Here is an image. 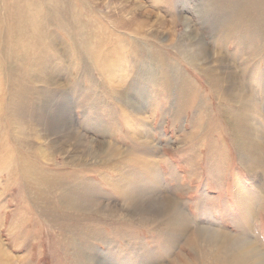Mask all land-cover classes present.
Masks as SVG:
<instances>
[{"label": "rangeland", "instance_id": "rangeland-1", "mask_svg": "<svg viewBox=\"0 0 264 264\" xmlns=\"http://www.w3.org/2000/svg\"><path fill=\"white\" fill-rule=\"evenodd\" d=\"M17 1L19 21L13 14L17 4L0 0V261L223 264L204 243L201 229L264 248V169L251 166L235 132L248 105L235 96L231 78L238 71L237 80L264 107V0ZM8 22L12 32L19 24L16 34ZM198 42L208 49L206 60ZM218 52L235 67L225 70L220 60L214 62ZM123 89L127 100L118 97ZM50 114L55 122L71 119L101 156L84 158L62 149L58 142L67 130L59 121L51 126ZM102 142L127 156L105 162ZM151 151L152 169L124 161L129 153ZM72 158L80 165L64 164ZM35 169L76 173L85 187L95 188L96 202L100 196L119 216L52 209L59 202L55 191L30 183ZM74 177L67 180L70 186L80 183ZM139 181L175 198L185 216L149 215L144 221L128 216L121 190Z\"/></svg>", "mask_w": 264, "mask_h": 264}, {"label": "bare ground", "instance_id": "bare-ground-1", "mask_svg": "<svg viewBox=\"0 0 264 264\" xmlns=\"http://www.w3.org/2000/svg\"><path fill=\"white\" fill-rule=\"evenodd\" d=\"M14 1L17 5H15L16 7L13 14L16 16L14 18V20H18L19 18H21V13H20V7H19V2L17 0H11ZM131 2V0H129ZM247 1V0H245ZM244 1V2H245ZM248 2V1H247ZM257 2V1H256ZM5 3V2H4ZM52 3V2H51ZM54 3V1H53ZM262 5L264 4L263 2ZM2 4V3H1ZM243 4V2H242ZM246 3H244L245 5ZM249 4V3H248ZM247 5V4H246ZM255 5V4H254ZM38 6V5H37ZM26 7V6H25ZM249 7V6H248ZM9 9L12 10V7H8ZM241 8V6H240ZM256 8V7H255ZM254 8V9H255ZM27 9V8H26ZM74 9V8H73ZM239 10H242L239 9ZM244 10V9H243ZM2 11V10H1ZM5 11V10H4ZM9 11V10H8ZM40 11V10H39ZM55 11V10H53ZM255 11V10H254ZM28 12V11H27ZM30 12V11H29ZM247 12V10H246ZM262 12V10H261ZM261 12H257V13H261ZM6 13V12H4ZM3 13V14H4ZM10 13V11H9ZM8 13V17L10 16ZM41 13V12H40ZM60 13V12H59ZM242 13V12H240ZM256 13V12H255ZM254 13V14H255ZM58 14V13H57ZM243 14V13H242ZM250 15V14H249ZM259 15V14H258ZM7 16V15H5ZM12 16V15H11ZM23 16V15H22ZM53 16V15H52ZM2 18V17H1ZM12 18V17H11ZM25 18V17H24ZM72 18V16H71ZM248 18V17H247ZM258 18V17H257ZM7 19V18H6ZM32 19V18H31ZM41 19V18H40ZM73 19V18H72ZM256 19V18H255ZM264 19V18H263ZM3 20V19H1ZM44 20V19H43ZM4 21V20H3ZM2 21V22H3ZM19 21V20H18ZM23 21V20H22ZM254 21V19L252 20ZM14 22L11 19V23ZM24 22V21H23ZM30 22V21H29ZM82 22V21H81ZM256 22V21H254ZM6 23V21H5ZM10 23V24H11ZM16 23V22H14ZM36 23V22H35ZM39 23V22H38ZM79 23V21H78ZM244 23V22H243ZM246 23H248L246 21ZM253 22H251L250 24H252ZM257 23V22H256ZM2 24V23H1ZM0 24V25H1ZM13 24V23H12ZM17 24V23H16ZM31 24V23H30ZM249 23L247 24L248 26L250 25ZM19 25V24H18ZM17 25V26H18ZM64 25V24H63ZM255 25V24H254ZM258 25V24H256ZM262 25V24H261ZM5 26V24H4ZM8 26L9 22H8ZM15 26V24H14ZM15 26V30L16 27ZM36 26V25H35ZM60 26V25H59ZM247 26V27H248ZM11 27H13L11 25ZM10 27V31L12 32V29ZM23 27V26H22ZM37 27V26H36ZM3 28V27H2ZM13 28V29H14ZM25 28V27H24ZM42 28V27H40ZM254 28V27H253ZM20 29V28H19ZM72 29V28H71ZM5 30V29H4ZM15 30L13 32H15ZM22 30V29H21ZM26 30V29H25ZM18 27H17V30ZM23 31V30H22ZM3 32V31H2ZM6 32V31H5ZM4 32V33H5ZM10 32V33H11ZM12 32V34H13ZM31 32V31H30ZM264 32V31H263ZM17 32H15L16 34ZM23 33V32H22ZM27 33V32H26ZM251 33V32H250ZM15 34L13 36H15ZM46 34V33H45ZM48 34V33H47ZM23 35V34H22ZM7 36V35H6ZM12 36V37H13ZM17 37H19V34L16 35ZM15 36V39H17V37ZM25 37V35H24ZM14 38V37H13ZM12 38V39H13ZM21 39V38H20ZM15 41V40H14ZM17 41V40H16ZM17 42H15L16 44ZM21 43V41H20ZM1 44V43H0ZM4 44V43H3ZM14 44V43H13ZM34 44V43H33ZM199 44V49L203 50L204 52V59L206 60L207 58L210 57V54H208V49L206 47H204L202 45L201 42H198ZM204 44V43H203ZM12 45V44H11ZM17 45V44H16ZM15 45V46H16ZM260 45H263L260 44ZM5 46V45H4ZM8 46V45H7ZM15 46H13L15 48ZM19 46V45H18ZM3 47V46H2ZM6 47V46H5ZM17 47V46H16ZM13 48V49H14ZM19 48V47H17ZM260 48V47H259ZM3 49V48H2ZM261 49V48H260ZM258 49V51L260 50ZM5 50V49H4ZM16 50V49H15ZM198 50V49H196ZM13 51V50H12ZM18 51V49H17ZM253 51V50H252ZM7 52V51H5ZM10 52V51H8ZM20 52V51H18ZM109 52V50H108ZM256 52V51H255ZM11 53V52H10ZM96 53V52H95ZM94 53V54H95ZM258 53V52H257ZM260 53V52H259ZM7 54V53H6ZM202 52H199V54L197 53L198 56H202ZM219 56L217 57V59L214 60V62H217L218 60H220L219 62L222 63V65L228 68H234L235 66H233V63H231L226 57L225 55L222 54V52H218ZM14 55V54H13ZM17 55V53H16ZM15 55V56H16ZM1 56V54H0ZM5 56V54H4ZM12 56V55H11ZM22 56V55H21ZM96 56V55H95ZM24 57V56H22ZM2 58V57H0ZM14 58V57H13ZM16 58V57H15ZM18 58H20L18 56ZM6 59V58H5ZM22 60V58H20ZM19 59V60H20ZM112 59V58H111ZM260 59V58H259ZM2 60V59H1ZM0 60V61H1ZM204 60V61H205ZM18 61V60H17ZM3 62V61H1ZM14 62L15 59H14ZM213 62V63H214ZM9 63V62H8ZM259 63V61H258ZM6 65V64H5ZM17 65V62H16ZM15 65V66H16ZM3 66V65H1ZM10 67V65H9ZM12 67V66H11ZM14 67V66H13ZM45 67V66H44ZM16 69V67H14ZM214 68H216L214 66ZM227 68V69H228ZM257 68V66H256ZM4 69V68H3ZM14 69V70H15ZM22 70V69H21ZM112 70V69H111ZM211 70V69H210ZM9 71V70H8ZM7 71V73H8ZM49 71V70H48ZM2 72V71H1ZM46 73V71H44ZM43 72V73H44ZM230 72V71H229ZM233 72V71H232ZM237 72L236 70H234V72L231 74V78L234 80V82L236 81V90H237V94L239 97L242 95L243 96V103L248 105V107L246 106L245 108L243 107V109H246V112H242V114L239 115V117L237 118V123L235 125V132L237 134V136L239 137V139L242 141V149H244L247 155V158L251 163V166L253 168H258V169H264V141L262 140V138H264V107L261 105L260 101H258V97L256 96L255 93L249 91L244 85L246 84H242L237 80ZM55 73V72H54ZM110 73V71L108 72ZM214 73V72H213ZM2 74V73H1ZM48 73L45 74V76ZM12 75V73H11ZM49 75V74H48ZM54 75V74H53ZM59 75V74H58ZM58 75H56V77H58ZM108 75V74H107ZM4 76V74H3ZM110 76V75H108ZM254 76V75H253ZM2 77V76H1ZM9 77V76H8ZM44 77V76H43ZM50 77V76H49ZM48 77V78H49ZM45 78V77H44ZM52 78V76H51ZM55 78V77H54ZM110 78V77H109ZM218 78V77H217ZM224 78V77H223ZM112 79V78H111ZM221 79V78H220ZM227 79V78H226ZM4 80V79H3ZM9 80V79H8ZM11 80V78H10ZM9 80V81H10ZM13 80V79H12ZM51 80V79H50ZM54 80V79H53ZM5 81V80H4ZM8 81V84H10ZM33 81V80H32ZM52 81V80H51ZM56 81V80H55ZM59 81V80H58ZM118 78H117V82H118ZM230 81V80H229ZM14 82V81H13ZM35 82V81H34ZM53 82V81H52ZM113 82V80H112ZM114 82H116L114 80ZM116 82V83H117ZM1 83V82H0ZM36 83V82H35ZM49 83V82H47ZM51 83V82H50ZM57 83V82H56ZM56 83L54 84V86L56 85ZM14 84V83H13ZM115 84V83H114ZM53 85V84H52ZM51 85V86H52ZM59 86V84H57ZM56 85V86H57ZM61 85V84H60ZM118 86L121 87V85L118 83L116 84ZM8 86V85H7ZM117 86V87H118ZM10 87V86H9ZM114 87V86H113ZM232 87V85H231ZM13 88V87H12ZM61 88V87H60ZM123 88V87H122ZM4 89V88H3ZM64 89V88H63ZM62 89V90H63ZM114 89V88H113ZM119 89V87H118ZM233 89V88H232ZM8 90V89H7ZM228 90V89H227ZM231 90V89H230ZM235 90V91H236ZM0 91H2L0 89ZM9 91V90H8ZM12 91V90H11ZM117 91V90H116ZM229 91V90H228ZM233 91V90H232ZM256 91V90H255ZM13 93V91H12ZM11 93V94H12ZM227 93V92H226ZM225 93V94H226ZM16 94V93H15ZM66 94V91L65 93ZM232 94V93H231ZM68 95V94H67ZM65 95V96H67ZM118 97H125V100H127L129 97V93L127 92V90L125 91L124 89L120 92H118ZM4 96V95H3ZM62 96V95H61ZM241 96V97H242ZM43 97V96H42ZM116 97V95H115ZM232 97V96H231ZM3 98V97H2ZM8 98V95H7ZM14 98V97H13ZM68 98V96L66 97V99ZM53 99V98H52ZM55 99L56 98V94H55ZM229 99V98H228ZM242 99V98H241ZM3 100V99H2ZM12 100V99H11ZM51 100V99H50ZM237 100V99H235ZM92 101V100H91ZM3 102V101H2ZM56 102V101H55ZM93 102V101H92ZM238 102V101H236ZM12 103V102H11ZM239 103V102H238ZM8 105V103H6ZM5 104V105H6ZM16 104V103H15ZM57 104V103H56ZM237 104V103H236ZM4 105V106H5ZM46 105V104H45ZM15 106V105H14ZM98 106V105H95ZM241 106V105H240ZM137 107V105H136ZM139 107V106H138ZM1 108V106H0ZM15 108V107H13ZM48 108V107H47ZM61 108V107H60ZM62 110H64L62 108ZM68 110V109H67ZM16 111V110H15ZM48 111V109H46V112ZM252 111L255 115H258L260 117V119L257 121L255 119L254 116L251 115ZM17 112V111H16ZM13 115L14 111L12 112ZM41 113V112H40ZM51 113V112H50ZM35 114V113H34ZM47 114V113H46ZM73 114V113H72ZM113 114V113H112ZM63 115V114H62ZM66 115V114H65ZM16 116V115H15ZM42 117V116H41ZM61 117V116H60ZM67 117V116H66ZM5 118V117H4ZM48 118V117H47ZM51 118V126L54 125V123H58L57 121H59L60 125L62 128H64L65 133L62 135V140L60 142H58V145L60 144L62 147V149H64L66 152L68 151H74L77 153L81 152V155L86 158L87 155H90L89 158L92 157H97V156H101L100 151H94L92 148L93 142H88L86 143L85 140H87V136L79 129H77V127H72L70 120L69 119H65L62 120L63 118H61V120H57L55 122V118L53 116L50 117ZM235 118V117H234ZM3 119V118H2ZM35 119V118H34ZM60 119V118H59ZM4 120V119H3ZM72 121V120H71ZM40 122V121H39ZM6 123V122H5ZM38 123V121H37ZM6 125V124H3ZM57 126L58 127L60 126ZM8 126V125H7ZM56 126V125H55ZM54 126V127H55ZM38 128V127H37ZM56 129V127H55ZM60 129V128H59ZM64 131V130H63ZM62 131V133H63ZM45 132V131H44ZM61 132V131H60ZM2 133V131H1ZM0 133V134H1ZM51 133V132H50ZM8 134V132H7ZM52 134V133H51ZM50 134V135H51ZM57 134V133H56ZM145 134V133H144ZM2 135V134H1ZM55 135V134H54ZM22 136V135H21ZM24 136V135H23ZM29 136V135H28ZM20 137V136H18ZM30 137V136H29ZM49 137V136H48ZM56 137V136H55ZM105 137V136H104ZM145 137V136H144ZM3 138V137H2ZM38 138V137H37ZM54 138V137H53ZM58 138V137H57ZM10 139V138H9ZM23 139V137H22ZM13 140V139H12ZM11 140V141H12ZM17 140V139H16ZM7 141V140H6ZM10 141V142H11ZM14 141V140H13ZM55 141V139H54ZM263 141V142H262ZM17 142V141H16ZM53 142V141H52ZM23 143V142H21ZM98 143V142H97ZM146 143H148V141H146ZM18 144V142H17ZM10 145V144H9ZM37 145V144H36ZM43 145V144H42ZM57 145V144H56ZM100 145V146H99ZM25 146V145H24ZM29 146V145H28ZM38 146V145H37ZM51 146V145H50ZM99 149H103L104 151V155H106V160L105 162H109L112 159L121 157L123 155H125L127 152L121 150L120 148L116 147L115 145L106 143V142H102L98 144ZM149 146H152V144H150L149 142ZM53 147V146H52ZM57 147V146H56ZM31 148V147H30ZM5 149V148H3ZM59 149V148H58ZM57 150V149H56ZM63 150V151H64ZM94 151V152H92ZM59 152V151H58ZM92 152V153H91ZM54 153V152H53ZM69 153V152H68ZM146 153V152H145ZM51 154V153H50ZM70 154V153H69ZM12 155V153H11ZM40 155V154H39ZM129 157L125 158V162L130 163L131 165H135L137 167L142 168V170L144 169L143 167H150L151 169L152 164L155 162L154 161V154L151 151V153L148 154H144V155H134L129 153L128 154ZM17 156H19L21 158L20 155L17 154ZM127 156V155H125ZM139 156V157H138ZM244 156V155H243ZM13 157V156H12ZM15 157V156H14ZM103 157V156H102ZM122 158V157H121ZM156 158V157H155ZM3 159V158H1ZM11 159V158H10ZM14 159V158H13ZM26 159V158H25ZM44 159V158H43ZM78 159V158H77ZM88 159V158H87ZM103 159V158H102ZM9 160V159H8ZM23 160V159H22ZM21 160V161H22ZM47 160V159H46ZM86 160V159H85ZM12 161V160H11ZM54 161V160H53ZM1 164V163H0ZM19 164V163H18ZM21 164V163H20ZM63 164V163H62ZM65 165H80V161L76 160V159H71L70 161L64 163ZM247 164V163H246ZM9 164L7 163V166ZM111 165V164H110ZM5 166V164H4ZM10 166V165H9ZM8 166V168H10ZM16 166V165H15ZM116 165H111L110 168H114ZM154 166V165H153ZM1 167V166H0ZM6 167V166H5ZM24 167V166H23ZM25 168V167H24ZM2 169V168H0ZM13 169V168H12ZM150 169V170H151ZM18 170V169H17ZM23 170V168H22ZM250 170V169H249ZM254 171V169H252ZM10 171V170H9ZM153 171V170H151ZM256 171V170H255ZM11 172V171H10ZM16 173V172H15ZM24 173V172H23ZM30 173V172H29ZM143 174V173H142ZM153 175L156 174L152 173ZM258 174V173H257ZM32 175V181L30 183H34L35 185L41 187V188H46V187H50L52 189V191H55L57 200L59 201L56 205H51L52 209L54 208H62V209H66L68 211H73V212H89V213H96V214H100L102 216H104L106 213L107 215H114L113 217H117V215L119 214L120 210H118V208H111V206L107 205L104 206L103 202L100 200V196L99 197V201L98 203L96 202L97 199H94V195L96 193L95 188H90V187H85L84 186V182L79 178V176L76 173H72L67 174V173H52V174H47V173H43V171L39 170V169H35L34 172L31 174ZM21 176V175H20ZM72 176H76L74 178V180L76 181H80V183L77 185H72L70 186V184L67 182L68 178L72 177ZM15 177V176H14ZM29 177V176H27ZM105 177V176H104ZM155 178V177H154ZM160 178V177H159ZM16 179V178H14ZM31 179V178H29ZM157 179V178H156ZM155 179V180H156ZM23 180V179H22ZM72 179H70L71 181ZM10 181V180H9ZM1 182V181H0ZM13 181H11L12 183ZM27 181H25L26 183ZM151 182V181H150ZM139 184H134L131 187H126L123 188L121 190V198H122V203L124 205V207L122 209L127 210V215L133 218H137L138 220L144 221L147 219V216L149 215H153L154 217L158 218V219H167V218H173V219H177V218H181L183 216H185L184 211L182 209V207L180 206V204L178 202H176L174 199L171 198V196L169 197L168 195H166L164 192H162L161 190H159L160 188L158 186H151L149 185L147 182L145 181H139ZM17 185V184H16ZM29 185V184H28ZM22 186V185H21ZM26 186V185H25ZM164 187V186H163ZM21 188V187H20ZM23 189V188H22ZM48 192V191H46ZM167 193V192H166ZM85 198L88 200V202L92 203V205H89L87 203L86 200L82 199ZM105 200V199H104ZM106 201V200H105ZM113 203V202H112ZM252 204V203H251ZM49 206V205H48ZM122 206V205H121ZM56 210V209H54ZM58 211V210H56ZM61 211V210H60ZM56 214V213H55ZM249 214H251V211L249 212ZM60 215V214H59ZM254 215V212H253ZM119 216V215H118ZM112 217V218H113ZM248 217V216H247ZM252 217V216H251ZM152 218V217H151ZM250 218V217H249ZM60 219V218H59ZM252 219V218H251ZM16 220V219H15ZM250 221V220H249ZM172 222V221H171ZM54 224V223H53ZM195 225V224H194ZM66 227V226H65ZM184 227V226H183ZM71 228V227H70ZM63 229V228H62ZM65 229V228H64ZM174 229V228H173ZM179 229V228H178ZM190 229V228H189ZM197 230V229H196ZM244 230H247L244 228ZM57 231V230H56ZM243 231V230H242ZM197 232V231H196ZM200 233L204 239V243L209 247V249L212 251V253L217 257V258H223V264H225V261H228L229 264H264V251H263V247H262V243L258 244V243H253L252 241H248V240H234V239H230L227 235L223 234V232L221 231H217V230H208V229H201ZM247 233V232H246ZM245 233V234H246ZM191 234V233H190ZM177 235V234H176ZM188 235V234H187ZM198 235V234H197ZM186 236V235H185ZM245 236V235H244ZM249 236V235H246ZM180 237V236H179ZM183 237V234H182ZM243 237V236H242ZM246 238V237H245ZM249 238V237H248ZM251 238V237H250ZM249 238V239H250ZM255 238V237H253ZM239 239V237H238ZM241 239V238H240ZM252 239V238H251ZM201 240V239H200ZM253 240V239H252ZM264 246V245H263ZM1 244H0V249H1ZM3 249V248H2ZM6 249V248H5ZM221 252H223L224 254H220ZM1 253H3V251H1ZM6 254V253H4ZM9 256L7 254V258L9 259ZM217 258H215L214 261H218L216 260ZM7 259V262H8ZM213 260V259H212ZM220 260V259H219ZM0 264H4L3 262L0 261ZM15 264V263H14Z\"/></svg>", "mask_w": 264, "mask_h": 264}]
</instances>
